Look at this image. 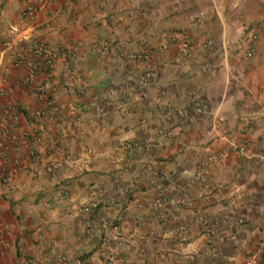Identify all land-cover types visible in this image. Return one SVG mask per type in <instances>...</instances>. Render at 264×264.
<instances>
[{"label":"crops","instance_id":"0c3cea01","mask_svg":"<svg viewBox=\"0 0 264 264\" xmlns=\"http://www.w3.org/2000/svg\"><path fill=\"white\" fill-rule=\"evenodd\" d=\"M26 3L0 0V76L7 77L0 107L19 106V132L28 134L18 145L5 142L21 169L0 177V220L9 230L0 228V264H61L63 254L66 264H240L264 227V0H47L26 31L63 46L64 55L51 74L14 89L23 75L12 57L28 25L20 16ZM171 34L177 41L164 49ZM183 37L211 46L187 52ZM144 44L147 65L122 57ZM40 89L80 121L34 120ZM200 104L205 111L195 117L176 112ZM245 138L243 153L190 179L209 152ZM53 140L73 157L55 177L43 169L47 158L26 157L30 148L45 155ZM126 143L139 148L129 153ZM157 193L166 199L160 206ZM201 217L217 222L216 263Z\"/></svg>","mask_w":264,"mask_h":264},{"label":"built area","instance_id":"2783aa9c","mask_svg":"<svg viewBox=\"0 0 264 264\" xmlns=\"http://www.w3.org/2000/svg\"><path fill=\"white\" fill-rule=\"evenodd\" d=\"M47 0H38V2H33L32 0H27L26 5L20 12L22 20L28 25L22 30L23 33L16 30L19 34L18 42L19 49L12 57V64L15 67H21L23 69L22 77L14 84V89L22 87L24 84L29 83V81L35 76L36 73L40 72L43 74H51L57 65L59 59L64 55L65 48L61 45H53L49 43L41 35L35 34L32 31H26L30 26H34V19L37 16L38 12L44 8ZM14 31V30H13ZM178 34H171L169 36V42H166L162 45L164 49L170 47V44L177 41ZM182 44L187 52H193L199 50L200 52H205L207 48L211 46L210 42L203 44H196L190 38L183 37L181 39ZM109 46L108 41H104L100 44L102 49H107ZM93 48L97 49L99 45L93 43ZM253 52L252 47H247L244 49V55L246 57L250 56ZM74 55V54H72ZM72 57V56H71ZM126 60L138 62L140 65H147L151 59V48L148 44H144L140 51L130 52L127 54H122ZM6 70V68H5ZM4 70V71H5ZM144 79L151 77V71L147 70L144 73ZM80 78V77H78ZM7 82V77L3 73L0 76V95H5L7 89L5 88V83ZM36 98L38 101V106L31 113V117L37 121H46L53 124H65L67 122H79L80 117L75 115L73 110H70L69 116L62 115V107L58 102L48 95L44 90L40 89L36 93ZM128 101V98L125 97L122 100V107L120 112H124L123 105ZM45 108H49L50 111H46ZM205 111V104L197 105L193 110L189 111L187 109H178L176 112L179 116L183 118H192ZM99 112H103V107H99ZM21 115V110L19 106L14 103H6L0 107V177H5V174L9 171L12 173H17L21 169V159L12 156L5 148V142L10 139L13 140L15 145L20 142L21 138L27 137L28 134L24 132H19L18 121ZM40 137H35L36 141H40ZM248 140L245 138L240 143L236 144L233 142H228L221 149L215 152H209L204 160H202L195 170L189 171L188 176L191 180L200 178L203 169L213 162H218L225 160L231 152L234 153H243L245 145ZM160 144V142H158ZM124 148L129 152L133 153L138 150L137 144L126 143ZM45 155H41L39 152L30 148L27 152L26 157L33 160L34 162H42V159L47 158L45 161L43 169L46 173L50 174L52 177H55L56 172L62 166L64 161H72L73 157L66 151L64 146L60 144L58 140H53L52 145L47 148ZM61 154L63 156L62 160H54L52 157L55 154ZM50 158V159H49ZM149 170L154 171L153 166L148 167ZM156 174V172H154ZM181 198L179 202L184 203L186 206H192V202L184 200ZM166 201L165 197L161 193H157L155 196L154 203L157 206L164 204ZM96 206L95 203L91 202L85 206V210ZM239 223H243L244 220L239 218L237 220ZM199 222L202 226L203 233L205 234L204 247L206 252L210 255L213 262L216 263L222 256V249L219 246L217 241H221L222 238H214V230L216 228L217 222L211 218L201 217ZM0 228L4 230V233H8L9 230L0 220ZM185 227H181V230H184ZM116 237L119 240H122V232L119 229H116ZM122 242V241H120ZM100 255L107 261H111L114 258V253L107 252L106 250H101ZM61 264L67 263V255L63 254L59 257ZM34 264V263H31ZM89 264V263H87ZM240 264H264V227L261 230V236L256 242L253 250L248 253Z\"/></svg>","mask_w":264,"mask_h":264}]
</instances>
